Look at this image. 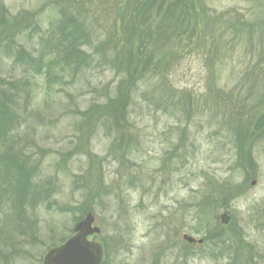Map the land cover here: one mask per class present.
Here are the masks:
<instances>
[{"label": "rangeland", "instance_id": "rangeland-1", "mask_svg": "<svg viewBox=\"0 0 264 264\" xmlns=\"http://www.w3.org/2000/svg\"><path fill=\"white\" fill-rule=\"evenodd\" d=\"M126 2L70 4L94 56L75 72L47 48L63 20L57 1L0 0V92L15 99V150L35 168L38 191L30 206L18 202L14 173L0 177V264H42L88 208L106 264H229L237 253L264 264V133L251 145L257 168L244 172L223 125L227 99L216 94L232 92V107L248 99L249 109L264 92V0H194L205 35L202 22L191 41L171 42L170 64L130 87L117 118L103 107L120 78L92 47L122 38ZM210 190L223 202L207 217Z\"/></svg>", "mask_w": 264, "mask_h": 264}, {"label": "trees", "instance_id": "trees-1", "mask_svg": "<svg viewBox=\"0 0 264 264\" xmlns=\"http://www.w3.org/2000/svg\"><path fill=\"white\" fill-rule=\"evenodd\" d=\"M55 1L58 3L57 6L63 20L60 21L58 28L53 30L52 37L46 43L47 48H51L53 51L55 49L57 59L61 57L59 61L67 66L72 64L73 71L77 72L94 61V56L83 50L85 47L92 46L91 38L85 33L83 22L79 21L76 16H71L69 12L74 9L73 6H76L77 3L80 4L83 0ZM195 5L194 0H127L118 15L120 29L123 31L122 38L119 41L107 40L92 47L95 56L97 54L102 60L105 59L104 61L110 64V67L120 78L117 89L118 96L105 102L103 112L108 113L112 110L119 118L123 113L119 101L124 96L126 98L130 87L142 80L152 69L161 72L170 64L169 56L166 54L169 52H165L169 44L172 42L174 45L175 41L184 38L191 41L196 37L204 17L196 16ZM203 24L202 32L204 33L209 25L206 22ZM237 26L243 28L245 25ZM233 29H235L234 26ZM210 31L211 29L207 33ZM18 59L27 61L29 65L36 64L35 60L24 54L23 51L18 52ZM60 65L63 64L60 63ZM216 94L218 101H221L222 98L227 99H225L226 104L222 106L225 109L222 110L224 113L222 117L225 120L223 125L230 129L234 138V149L238 156L236 161L244 172L249 170L253 173L257 168V163L252 157L251 145L258 141L264 133V92L253 98L249 109L246 106L247 103H250L248 99L237 100V103L241 104L238 107L236 105L232 107L229 106L231 102H234L232 92L227 96H222L220 92H216ZM14 100L10 95L0 92V177L3 173L5 174V171H12L15 175L16 188L11 195L18 202L27 201L30 206L38 194L31 184L35 168H31L32 166L26 159L19 158L18 151L15 150L19 141L17 136L14 137L11 129L17 127L19 117L16 114L18 108L13 107L16 103ZM93 109H96V106H92L88 111ZM1 185H6L4 180ZM221 197L222 194L211 190L202 195L201 202L205 206L204 215L210 216L208 208H211V204L218 202L216 208L222 205L223 199L219 201ZM87 211L93 210L88 208ZM106 257L109 258L108 255ZM254 259L253 257L243 259V256L237 253L229 261V264H258Z\"/></svg>", "mask_w": 264, "mask_h": 264}, {"label": "water", "instance_id": "water-1", "mask_svg": "<svg viewBox=\"0 0 264 264\" xmlns=\"http://www.w3.org/2000/svg\"><path fill=\"white\" fill-rule=\"evenodd\" d=\"M218 220L221 224L227 225L230 218L224 213ZM93 224V216L87 214L77 224L71 238L48 251L42 259L43 264H102L104 258L102 245L96 240L88 241L87 239L89 236L97 235L100 232L97 227L92 226ZM183 239L189 244L194 243V240L188 236H184Z\"/></svg>", "mask_w": 264, "mask_h": 264}, {"label": "flooded vegetation", "instance_id": "flooded-vegetation-1", "mask_svg": "<svg viewBox=\"0 0 264 264\" xmlns=\"http://www.w3.org/2000/svg\"><path fill=\"white\" fill-rule=\"evenodd\" d=\"M90 240H92V237L91 238H89Z\"/></svg>", "mask_w": 264, "mask_h": 264}]
</instances>
